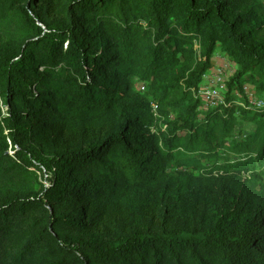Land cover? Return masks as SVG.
Masks as SVG:
<instances>
[{"label":"trees","instance_id":"1","mask_svg":"<svg viewBox=\"0 0 264 264\" xmlns=\"http://www.w3.org/2000/svg\"><path fill=\"white\" fill-rule=\"evenodd\" d=\"M246 83L264 99L261 0H0V264H264Z\"/></svg>","mask_w":264,"mask_h":264},{"label":"built area","instance_id":"2","mask_svg":"<svg viewBox=\"0 0 264 264\" xmlns=\"http://www.w3.org/2000/svg\"><path fill=\"white\" fill-rule=\"evenodd\" d=\"M216 58H219V55H215ZM215 57H213V62H215ZM216 63V62H215ZM224 69L225 66H214L206 74L203 75L202 81L199 83L197 90L195 91V97L200 101V109L202 111H207L212 108H215L219 104H224V97L220 98L215 91V88L219 86H224ZM139 89L143 91L145 86L140 85ZM243 94L247 98V102L261 108L264 106V99H256L253 94L249 92V87L244 85L242 87ZM236 97H240L241 93L234 91ZM156 109V106L153 105V110Z\"/></svg>","mask_w":264,"mask_h":264},{"label":"rangeland","instance_id":"3","mask_svg":"<svg viewBox=\"0 0 264 264\" xmlns=\"http://www.w3.org/2000/svg\"><path fill=\"white\" fill-rule=\"evenodd\" d=\"M261 1L263 4V7H264V0H261ZM215 55H219V58H216ZM215 55H214V57H215L216 63L213 62V65L211 68H213L214 66H216V67L225 66V69H224V79H225L224 86H222V87L219 86V87L215 88V91L218 94V96L220 98H223V97H225V95L228 92H230L232 90L231 87L229 86V84L232 82V78L234 77V74L237 70V66L229 57H227L226 55H223L220 51H217V53ZM247 86L249 87V92L251 94H253V90L250 87V85L247 84ZM253 96L256 99H260L257 95L253 94ZM250 105L253 106L252 104H250ZM238 122L239 123H238L237 129H241L243 131V133H247L253 129V125L249 124L247 121L244 122V120H238Z\"/></svg>","mask_w":264,"mask_h":264}]
</instances>
